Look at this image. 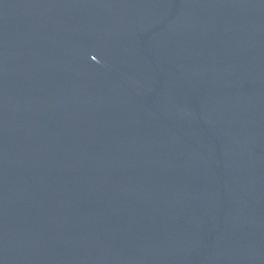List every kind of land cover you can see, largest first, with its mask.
Wrapping results in <instances>:
<instances>
[{
  "label": "water",
  "instance_id": "water-1",
  "mask_svg": "<svg viewBox=\"0 0 264 264\" xmlns=\"http://www.w3.org/2000/svg\"><path fill=\"white\" fill-rule=\"evenodd\" d=\"M0 264H264V0H0Z\"/></svg>",
  "mask_w": 264,
  "mask_h": 264
}]
</instances>
